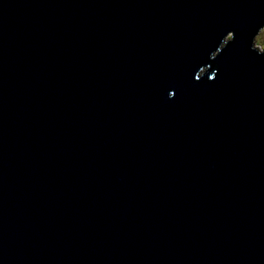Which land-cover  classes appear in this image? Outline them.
<instances>
[{"label": "water", "instance_id": "1", "mask_svg": "<svg viewBox=\"0 0 264 264\" xmlns=\"http://www.w3.org/2000/svg\"><path fill=\"white\" fill-rule=\"evenodd\" d=\"M263 29L264 0H0V264H264Z\"/></svg>", "mask_w": 264, "mask_h": 264}, {"label": "rangeland", "instance_id": "2", "mask_svg": "<svg viewBox=\"0 0 264 264\" xmlns=\"http://www.w3.org/2000/svg\"><path fill=\"white\" fill-rule=\"evenodd\" d=\"M231 37V36H230ZM256 45L264 51V29L260 32V34L256 38Z\"/></svg>", "mask_w": 264, "mask_h": 264}, {"label": "clouds", "instance_id": "3", "mask_svg": "<svg viewBox=\"0 0 264 264\" xmlns=\"http://www.w3.org/2000/svg\"><path fill=\"white\" fill-rule=\"evenodd\" d=\"M261 50V49H260ZM262 51V50H261Z\"/></svg>", "mask_w": 264, "mask_h": 264}]
</instances>
